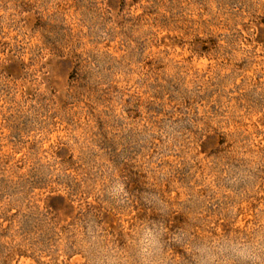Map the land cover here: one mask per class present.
<instances>
[{"label": "rangeland", "instance_id": "1", "mask_svg": "<svg viewBox=\"0 0 264 264\" xmlns=\"http://www.w3.org/2000/svg\"><path fill=\"white\" fill-rule=\"evenodd\" d=\"M260 210L264 0H0V264H85V231L144 221L193 264L171 234Z\"/></svg>", "mask_w": 264, "mask_h": 264}, {"label": "clouds", "instance_id": "2", "mask_svg": "<svg viewBox=\"0 0 264 264\" xmlns=\"http://www.w3.org/2000/svg\"><path fill=\"white\" fill-rule=\"evenodd\" d=\"M101 187L113 199L126 195L119 181ZM153 199L164 211L166 205L158 198ZM257 216L264 217V210L258 211ZM165 232L159 222L144 221L132 229L123 245L109 243L95 229L85 231L78 240L85 264H181L166 250ZM169 241L181 244L193 264H264V224L253 229L247 238L223 233L196 238L185 228L171 234Z\"/></svg>", "mask_w": 264, "mask_h": 264}]
</instances>
